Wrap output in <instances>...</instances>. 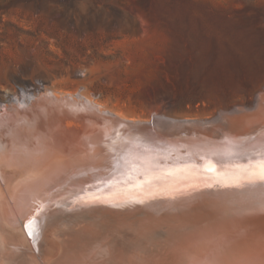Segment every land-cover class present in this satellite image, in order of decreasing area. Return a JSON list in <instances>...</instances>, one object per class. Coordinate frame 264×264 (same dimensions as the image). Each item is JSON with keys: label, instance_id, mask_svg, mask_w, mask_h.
I'll list each match as a JSON object with an SVG mask.
<instances>
[{"label": "rangeland", "instance_id": "374dc122", "mask_svg": "<svg viewBox=\"0 0 264 264\" xmlns=\"http://www.w3.org/2000/svg\"><path fill=\"white\" fill-rule=\"evenodd\" d=\"M263 86L264 0H0V126L50 114L46 91L94 121L151 122L247 107Z\"/></svg>", "mask_w": 264, "mask_h": 264}, {"label": "bare ground", "instance_id": "6f19581e", "mask_svg": "<svg viewBox=\"0 0 264 264\" xmlns=\"http://www.w3.org/2000/svg\"><path fill=\"white\" fill-rule=\"evenodd\" d=\"M46 93L59 97L50 114L15 115L0 126V264H35L33 256L40 264H264L261 214L235 215L232 206L207 203L159 214L141 206L107 205L84 214L71 205L79 194L103 196L95 191L97 181L113 175L122 154L131 168L136 155L146 150L166 163L194 151L227 147L228 142L246 143L252 136L264 141V86L247 107L204 119L155 118L159 125L115 114L94 121L64 100L82 99ZM155 129L163 135L151 134ZM122 192L115 188L110 195L119 198ZM42 206L47 223L37 247L25 225ZM126 230L153 233L156 246L142 250L122 245L124 239L112 240Z\"/></svg>", "mask_w": 264, "mask_h": 264}, {"label": "snow or ice", "instance_id": "6c2138e0", "mask_svg": "<svg viewBox=\"0 0 264 264\" xmlns=\"http://www.w3.org/2000/svg\"><path fill=\"white\" fill-rule=\"evenodd\" d=\"M131 164L129 168V160L122 154L113 175L97 181L95 191L104 195L79 194L71 201L74 210L88 214L98 205L116 209L141 206L159 214L207 203L232 206L235 215H264V141L254 136L246 143L228 142L227 147L194 151L187 158L166 163L146 150ZM115 188L123 190L119 198L110 195ZM43 215L42 206L40 214L25 225L37 247L47 223Z\"/></svg>", "mask_w": 264, "mask_h": 264}, {"label": "water", "instance_id": "95a60500", "mask_svg": "<svg viewBox=\"0 0 264 264\" xmlns=\"http://www.w3.org/2000/svg\"><path fill=\"white\" fill-rule=\"evenodd\" d=\"M169 226H164L163 228L167 229ZM162 229V228H161ZM148 234V233H146ZM157 234V233H156ZM143 234L141 231H137L135 234L130 231L126 230L125 232H122L115 237H112L113 241H116V239H124V242L122 245L124 246H130V248H140L142 250L151 249L152 247L156 246V242L154 241V234L151 233L148 236H142ZM149 239V240H148ZM126 246V247H127Z\"/></svg>", "mask_w": 264, "mask_h": 264}, {"label": "trees", "instance_id": "16d2710c", "mask_svg": "<svg viewBox=\"0 0 264 264\" xmlns=\"http://www.w3.org/2000/svg\"><path fill=\"white\" fill-rule=\"evenodd\" d=\"M182 105H184V104H182Z\"/></svg>", "mask_w": 264, "mask_h": 264}]
</instances>
